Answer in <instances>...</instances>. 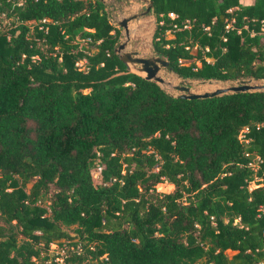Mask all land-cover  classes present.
<instances>
[{
  "label": "trees",
  "instance_id": "obj_1",
  "mask_svg": "<svg viewBox=\"0 0 264 264\" xmlns=\"http://www.w3.org/2000/svg\"><path fill=\"white\" fill-rule=\"evenodd\" d=\"M150 1L178 76L264 81V0ZM120 37L99 0H0V264H264V91L172 97Z\"/></svg>",
  "mask_w": 264,
  "mask_h": 264
},
{
  "label": "water",
  "instance_id": "obj_2",
  "mask_svg": "<svg viewBox=\"0 0 264 264\" xmlns=\"http://www.w3.org/2000/svg\"><path fill=\"white\" fill-rule=\"evenodd\" d=\"M108 9V5H112L117 9L118 2L116 0H99ZM144 4V10L139 13H130L122 15L120 12L115 13L110 9V21L122 30L123 35L118 40V43L113 49L119 61L123 64L127 72L134 73L144 80L154 82L164 92L172 97L181 99H198L219 96L228 93L264 91V81L254 80L251 77L240 78L236 80H218L213 78L208 79H190L181 78L168 66L166 59L162 58L157 52L153 51L151 46V39L149 47L151 54L148 56L139 55V49H128L130 42L129 28L137 17L146 13H151L152 2L150 0H139ZM123 36V38H122ZM173 74L177 78L175 81L167 79L168 75ZM213 86V89H204L202 92H197L195 86ZM165 88L171 91H166Z\"/></svg>",
  "mask_w": 264,
  "mask_h": 264
},
{
  "label": "rangeland",
  "instance_id": "obj_3",
  "mask_svg": "<svg viewBox=\"0 0 264 264\" xmlns=\"http://www.w3.org/2000/svg\"><path fill=\"white\" fill-rule=\"evenodd\" d=\"M118 2L117 9L113 7L112 5H108V11L110 9H115L116 12H120L122 15H128L133 12H137L141 10L142 4L138 0H116ZM115 12V13H116ZM109 14V13H108ZM154 27V17L151 14H146L145 16H139L136 18L135 21L132 22L130 28H129V34H130V42L128 44V49H139V55L141 56H148L151 54V49L149 47L151 34ZM121 34L123 35V32L121 30ZM167 37H170V34H167ZM123 38V36H122ZM264 40V39H263ZM192 53H194V49L191 50ZM82 62H78L77 65L79 67H82ZM167 79L171 81H175L177 78L175 75L170 74L168 75ZM208 88L209 90L213 89V86H195L194 89L197 92H202L204 89ZM166 91H171L170 89L165 88ZM255 186V183L252 181L249 184V188H252ZM173 189V185L167 183V182H160L155 185V190L160 192H167L171 191ZM68 233H71L70 229H67ZM50 249L52 252L58 251L57 245L52 244L50 246Z\"/></svg>",
  "mask_w": 264,
  "mask_h": 264
},
{
  "label": "built area",
  "instance_id": "obj_4",
  "mask_svg": "<svg viewBox=\"0 0 264 264\" xmlns=\"http://www.w3.org/2000/svg\"><path fill=\"white\" fill-rule=\"evenodd\" d=\"M168 16H169V17H173L174 15H173V13H168ZM41 21H44V19H42ZM261 26H262V27H261V31H264V25L262 24ZM225 28H227V26H225ZM45 207H46V206H45ZM46 209L48 210L47 207H46ZM56 252H58L59 256H58L57 258H55V260H57L58 262H61V261H62L63 250H62V249H59V250L56 251Z\"/></svg>",
  "mask_w": 264,
  "mask_h": 264
},
{
  "label": "flooded vegetation",
  "instance_id": "obj_5",
  "mask_svg": "<svg viewBox=\"0 0 264 264\" xmlns=\"http://www.w3.org/2000/svg\"><path fill=\"white\" fill-rule=\"evenodd\" d=\"M139 1V0H138ZM140 2V1H139ZM142 4V7H141V10L137 11V12H133V13H139V12H142L144 10V4ZM114 12H116V10L114 9ZM117 13V12H116ZM146 14H151V13H146ZM146 14L142 15V16H145ZM109 16H110V13H109Z\"/></svg>",
  "mask_w": 264,
  "mask_h": 264
}]
</instances>
